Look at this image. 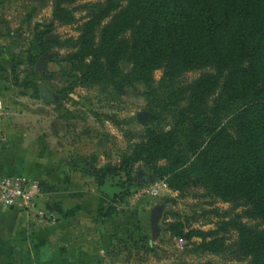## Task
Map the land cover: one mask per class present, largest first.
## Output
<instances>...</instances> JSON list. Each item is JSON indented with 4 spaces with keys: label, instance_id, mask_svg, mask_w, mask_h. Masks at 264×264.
<instances>
[{
    "label": "trees",
    "instance_id": "trees-1",
    "mask_svg": "<svg viewBox=\"0 0 264 264\" xmlns=\"http://www.w3.org/2000/svg\"><path fill=\"white\" fill-rule=\"evenodd\" d=\"M77 1L55 0L54 19L69 23ZM90 8L66 58L70 70L120 93L142 84L175 119L168 131L143 136L118 170L144 163L173 191L198 184L206 197L243 207L213 230L179 223L174 235L190 228L185 237L200 238L203 252L264 264V0H105ZM195 71L204 73L182 82ZM243 215L260 223H243Z\"/></svg>",
    "mask_w": 264,
    "mask_h": 264
},
{
    "label": "rangeland",
    "instance_id": "rangeland-1",
    "mask_svg": "<svg viewBox=\"0 0 264 264\" xmlns=\"http://www.w3.org/2000/svg\"><path fill=\"white\" fill-rule=\"evenodd\" d=\"M104 1H77L68 6L72 20L60 23L53 15L55 0H0V100L4 107L0 115L24 118L26 129H34L46 143L50 135L56 137L51 143L61 168L83 180L89 200L101 194L104 204L89 213L86 228H96L105 236L108 264H241L230 251L213 254L198 249L200 238L185 237L190 228L182 237L175 236L173 229L187 223L210 231L222 219L242 214L243 207L206 197L198 184L180 191L162 190L154 197L147 189L161 180L144 163L129 166L128 173L118 170L143 136L168 131L175 119L163 102L154 103L146 96L142 84L127 86L120 93L111 86L85 84L82 72L70 70L66 58L89 20L90 5ZM41 57L45 59L38 66ZM202 73L189 72L182 82H191ZM163 74L162 69L154 73L155 83ZM77 79L78 84L72 86ZM35 84L46 85L54 101L41 99ZM138 115H144L142 122ZM107 166L117 169L114 175H103L101 169ZM154 209L159 213L157 236L152 234ZM242 222L260 223L245 215ZM99 233L90 240L102 241ZM236 239L232 233V242Z\"/></svg>",
    "mask_w": 264,
    "mask_h": 264
},
{
    "label": "crops",
    "instance_id": "crops-1",
    "mask_svg": "<svg viewBox=\"0 0 264 264\" xmlns=\"http://www.w3.org/2000/svg\"><path fill=\"white\" fill-rule=\"evenodd\" d=\"M26 122L0 115V177L25 175L47 183L48 188L41 183L39 205L59 219L42 222L21 211L0 208V264H108L105 236L96 228H86L89 213L100 210L104 199L99 193L86 198L83 180L61 168L51 143L55 135L46 143L34 129H26ZM97 233L102 241L90 240Z\"/></svg>",
    "mask_w": 264,
    "mask_h": 264
},
{
    "label": "built area",
    "instance_id": "built-area-1",
    "mask_svg": "<svg viewBox=\"0 0 264 264\" xmlns=\"http://www.w3.org/2000/svg\"><path fill=\"white\" fill-rule=\"evenodd\" d=\"M4 107L0 101V112ZM162 190H169L165 181H156L147 189L151 196H158ZM43 190L40 181L25 175L0 177V208L14 209L42 222H55V215L40 208Z\"/></svg>",
    "mask_w": 264,
    "mask_h": 264
},
{
    "label": "water",
    "instance_id": "water-1",
    "mask_svg": "<svg viewBox=\"0 0 264 264\" xmlns=\"http://www.w3.org/2000/svg\"><path fill=\"white\" fill-rule=\"evenodd\" d=\"M44 59H45V57H41L39 59L38 66H40L43 63ZM39 94H40L41 99L50 101L51 93H50V91L46 85H39ZM143 116L144 115H138V119L140 122H142L141 119ZM150 182L153 183V180H151ZM158 220H159V213L156 211V209H154L151 212V225H152L153 236L158 235V227H157ZM150 244L151 245L153 244L152 241L150 242Z\"/></svg>",
    "mask_w": 264,
    "mask_h": 264
},
{
    "label": "flooded vegetation",
    "instance_id": "flooded-vegetation-1",
    "mask_svg": "<svg viewBox=\"0 0 264 264\" xmlns=\"http://www.w3.org/2000/svg\"><path fill=\"white\" fill-rule=\"evenodd\" d=\"M50 101H52V102L54 101L53 97H51Z\"/></svg>",
    "mask_w": 264,
    "mask_h": 264
}]
</instances>
